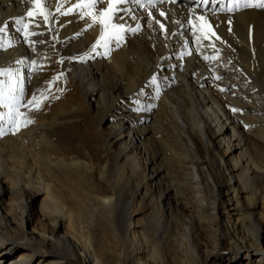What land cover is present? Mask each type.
I'll use <instances>...</instances> for the list:
<instances>
[{
    "label": "bare ground",
    "instance_id": "obj_1",
    "mask_svg": "<svg viewBox=\"0 0 264 264\" xmlns=\"http://www.w3.org/2000/svg\"><path fill=\"white\" fill-rule=\"evenodd\" d=\"M208 2L0 0V264H264V0Z\"/></svg>",
    "mask_w": 264,
    "mask_h": 264
},
{
    "label": "snow or ice",
    "instance_id": "obj_2",
    "mask_svg": "<svg viewBox=\"0 0 264 264\" xmlns=\"http://www.w3.org/2000/svg\"><path fill=\"white\" fill-rule=\"evenodd\" d=\"M103 0H81L80 4H77L75 7L79 9H87L83 13V15L91 16L93 23H99L101 25V34L99 39L96 42V46H103L105 48L108 47V42L109 39L114 35L116 37L120 36V33L124 32L125 26L122 24H115L112 23L115 13L119 10L116 5L120 3L126 2V0H108V5L106 8L101 10L98 15H93L94 10L96 9V5L98 3H102ZM138 2V0H137ZM31 3L33 4V8L30 9L27 13L26 16H21L19 19H17L15 22L17 24H20L21 31L25 32V36L27 37L28 35H35L36 33L34 32H28V25L31 23V21H27V17H34L35 15H40L43 17V19L47 20L48 16L50 13L45 12L44 6H43V0H31ZM245 7H248L250 5L245 4ZM257 7L264 8V3H260L258 5H254ZM60 8H57V11H59ZM229 11L232 9L229 8ZM72 11V9H69V12ZM62 14H67V13H62ZM163 15V13H161ZM203 19V17L201 18ZM27 21V22H26ZM91 26V25H90ZM209 27H211L209 25ZM111 30V31H110ZM129 31H135V29H127ZM4 28H0V33L4 32ZM215 35V33H212ZM122 38V37H120ZM218 38V37H217ZM2 47V45H0ZM95 50V47L94 49ZM207 59V57H206ZM0 74H6V75H11L10 71L7 73H0ZM153 83H155V78H153ZM9 94L5 95L4 91L2 88H0V105L8 109L7 113V118L8 122L10 124L15 125L17 122V119L22 116L23 114L18 111V108L20 106V98L16 97L14 94H12V85L9 84ZM23 95L21 91V96ZM11 101V102H10ZM38 98L33 97L31 101H29V104L33 102H37ZM38 106V105H37ZM235 111V110H234ZM3 114H0V119H3ZM23 125L26 126L28 123H31L30 120H24Z\"/></svg>",
    "mask_w": 264,
    "mask_h": 264
},
{
    "label": "rangeland",
    "instance_id": "obj_3",
    "mask_svg": "<svg viewBox=\"0 0 264 264\" xmlns=\"http://www.w3.org/2000/svg\"><path fill=\"white\" fill-rule=\"evenodd\" d=\"M67 92H70V90H67ZM34 96L38 98V101L33 103L39 106H50L60 99L54 91V85L51 79H47L43 87L31 97L30 101Z\"/></svg>",
    "mask_w": 264,
    "mask_h": 264
}]
</instances>
